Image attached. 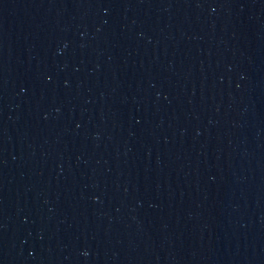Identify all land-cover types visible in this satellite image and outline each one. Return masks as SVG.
I'll list each match as a JSON object with an SVG mask.
<instances>
[{
    "label": "water",
    "instance_id": "obj_1",
    "mask_svg": "<svg viewBox=\"0 0 264 264\" xmlns=\"http://www.w3.org/2000/svg\"><path fill=\"white\" fill-rule=\"evenodd\" d=\"M0 264H264V0H0Z\"/></svg>",
    "mask_w": 264,
    "mask_h": 264
}]
</instances>
